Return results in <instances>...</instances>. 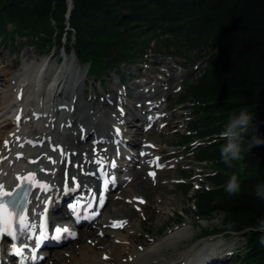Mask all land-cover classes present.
I'll return each instance as SVG.
<instances>
[{
	"label": "trees",
	"instance_id": "16d2710c",
	"mask_svg": "<svg viewBox=\"0 0 264 264\" xmlns=\"http://www.w3.org/2000/svg\"><path fill=\"white\" fill-rule=\"evenodd\" d=\"M68 11V0H0V38L25 37L50 52L68 36L69 49L96 75L145 61L149 50L191 64L208 57L181 95L192 119L190 134L179 140H205L190 148L214 169L207 177L211 188L192 197L199 217L222 213L234 229L247 230L234 261L264 264V233L253 230L264 219V200L255 194L264 184V144H251L253 136L264 139V0H73L69 18ZM242 111L253 119L241 159L229 165L221 159L220 133ZM232 175L240 188L229 195Z\"/></svg>",
	"mask_w": 264,
	"mask_h": 264
},
{
	"label": "bare ground",
	"instance_id": "6f19581e",
	"mask_svg": "<svg viewBox=\"0 0 264 264\" xmlns=\"http://www.w3.org/2000/svg\"><path fill=\"white\" fill-rule=\"evenodd\" d=\"M68 2L69 6L73 4V0ZM22 57L24 61L17 72L0 70V184L5 190L13 178L35 172L41 182L50 185V190L35 189L32 206L27 211L29 223L34 225L36 216L45 210L50 198L53 203L49 217L53 225L56 221L53 211L63 209L67 194L75 193L79 187L78 192L93 188L98 194L101 189L96 181L99 171L110 169L114 159L117 166L113 172L125 171L122 179L115 180V185L128 184L118 194L108 193V199L114 198L111 210L105 214V206L98 217L82 226L88 228L87 232L78 230L70 252L48 250L47 256H52L49 263L218 264L224 261L229 246L222 241L215 240L214 245L207 241L193 245L190 241L186 243L193 233L190 222L158 239L141 237L137 232V220H141L136 217L135 208L142 206L143 199L135 193V182L143 169L147 168L148 173L160 162V150L156 149L158 139L153 136L162 131L168 106L166 100L170 95L161 101L148 96L157 93L161 83L156 81L155 85L141 89L137 94L141 97L138 101L133 91L128 90L114 104H111L113 96L106 94L88 106L81 98L84 73L73 67L70 57L52 62L53 57H35L28 51H24ZM2 59L4 63L0 68L13 69L19 62L16 58L8 64L5 56ZM175 74L177 76L178 72ZM171 77L175 76L172 74ZM140 84L131 85L130 89L140 87ZM61 96L69 100L66 105L59 103ZM35 97L38 100L32 102ZM138 102L148 109L142 115L137 110ZM59 110L61 115L58 117ZM19 113L22 118L17 120ZM137 116L143 123L132 120ZM117 127L121 128L120 133H116ZM123 139L131 145L140 140V144L127 151L120 145ZM33 141L36 143L32 144ZM37 163L44 164L46 170L33 171L32 167ZM66 183L67 193L63 189ZM142 208L146 213L145 207ZM124 220L127 221L124 227H111L113 222ZM136 241H140L141 247L135 246Z\"/></svg>",
	"mask_w": 264,
	"mask_h": 264
},
{
	"label": "rangeland",
	"instance_id": "374dc122",
	"mask_svg": "<svg viewBox=\"0 0 264 264\" xmlns=\"http://www.w3.org/2000/svg\"><path fill=\"white\" fill-rule=\"evenodd\" d=\"M25 40V37L21 38V40L3 37L0 39V66L4 63L3 56L6 57L5 61L8 64H11L16 58L19 60L17 67L10 69L4 66L0 70H10L11 73L17 72L18 67L24 61L22 57L24 51H28L29 54L35 57L36 55L48 59L53 57L52 62L70 57V61L74 63L73 67H77L79 71L84 73V80L82 82L84 90L82 91L81 98L88 106L93 105L98 97L103 98L106 94L113 96L111 104H114L118 101L116 93L125 91L126 86L134 85L137 82H144L143 87L149 88V86L155 85L156 81H159L161 87L158 89V92L149 97L158 101H161L168 93L166 88L168 80L170 85L173 84V86L177 87L174 91L170 90V97L168 96L169 98L166 100L168 104L165 116L167 124L162 128L160 133L157 132L153 136V138L158 139L157 150H160L158 153L163 168L157 169L158 174L154 176L155 178L148 177L147 170L144 169L143 172H140L142 175L135 182V193L143 199L142 206L145 207L146 212L144 213L142 206L135 208L136 217L141 220H137V232L141 237L158 239L182 224L190 222L193 224V233L186 243L190 241L191 245H193L207 241L214 245L215 240L216 242L222 241L229 246L228 256L218 264H236L233 263V258L238 255V251L244 246L243 234L239 230L234 229L233 223L228 221L225 214L215 213L209 217H199V212H197V207L192 197L195 192L194 190L202 184H204L203 186L206 184L208 187H211L208 182H205L206 175H208L211 166L194 160L191 152L188 150L189 146L181 145L182 142H178L177 139V137L181 136V133H185L188 119V110H185V106L180 102V95L183 92L186 81L191 80L192 76L195 75V73H192V70L182 65L184 60L169 58L165 55H155L154 51H149L148 63L123 67L119 71L123 75L122 79L124 81V84H121L114 72L108 73L103 71L99 76L94 73L87 78L89 63L80 61L73 50L69 49L68 36L61 41L58 48L54 47L49 54L41 53V51L28 44ZM177 72L178 75L176 76L175 73ZM139 74L141 77H139ZM172 74L175 77L172 78ZM180 74L182 75L181 77ZM133 75L138 77H134ZM2 78H6L5 75H2ZM87 79L86 86L85 82ZM136 80L137 82H135ZM106 85L107 92L102 89ZM133 88L132 93L136 96V101H138L141 97L137 94L141 89L135 90ZM59 99L63 103L69 101L62 97H59ZM144 100L145 98L143 97L142 101ZM60 115L61 113L58 114V117ZM133 120L134 122L138 121L137 118ZM138 144H140V140L132 146H138ZM191 184L194 185L193 188H190ZM127 185L124 184L117 188L115 193L118 194ZM112 198L105 207V214L111 210L114 203V198ZM81 231L85 233L88 231V228H82ZM74 241L60 247L62 252H70ZM109 242L110 240L107 243L109 244ZM134 244L141 247L140 241H136ZM56 251L57 249L55 253ZM50 257L52 256L49 255L42 264H50Z\"/></svg>",
	"mask_w": 264,
	"mask_h": 264
},
{
	"label": "snow or ice",
	"instance_id": "6c2138e0",
	"mask_svg": "<svg viewBox=\"0 0 264 264\" xmlns=\"http://www.w3.org/2000/svg\"><path fill=\"white\" fill-rule=\"evenodd\" d=\"M116 131L119 133V129ZM141 155H143V153H141ZM53 163H55V161H53ZM109 166L115 167L114 162ZM150 174L153 175V177L155 176V173ZM65 176H67V173H65ZM105 177L104 185L99 193L98 200H96L95 196L93 197V203H95L97 209L102 208L105 204V193L108 190L109 183H115L114 177H108L106 172ZM72 179L75 180V177H72ZM22 180L26 185L36 186L43 190H50V185L41 182L35 173H31L29 177L22 178ZM65 188L67 189V183L65 184ZM29 191L30 189L28 187H22L21 191L13 193L10 191H5L3 184H0V238H2L4 235L11 237L13 240H18L22 236H27L28 238L35 237L37 247L49 239L59 242L62 239L69 237L75 238L74 232L70 231V229L67 227L61 228L59 226L52 227V235L49 237L47 208L45 209L44 222L41 225V231L39 235L32 231L34 225L29 223V216L27 214L26 207L28 203L27 197L29 195ZM8 197H11V199H6ZM37 199H39V197H37ZM141 203H143V201H141ZM70 207L75 210L76 205L73 204L70 205ZM96 215H99V211L92 214L93 218ZM126 223V220L116 221L112 223L111 227L122 228ZM101 235H103V233H101ZM27 247L28 246L26 244L20 247L14 244L12 252L18 258V260L24 261L26 259L25 250ZM32 251L35 252V248H33ZM41 258L42 257H38L36 255L31 257L33 261ZM105 259H107V257H105Z\"/></svg>",
	"mask_w": 264,
	"mask_h": 264
},
{
	"label": "clouds",
	"instance_id": "9594fccd",
	"mask_svg": "<svg viewBox=\"0 0 264 264\" xmlns=\"http://www.w3.org/2000/svg\"><path fill=\"white\" fill-rule=\"evenodd\" d=\"M252 114L247 111H242L238 115L230 118L229 122L225 125L224 130L220 133V138L225 140L221 146V159L226 164H231L234 160L241 159L244 151V142L246 134L252 123ZM252 145L264 144V139L253 136L251 139ZM240 183L237 175H232L225 185V191L229 195H234L239 191ZM255 194L258 198L264 200V184L257 185ZM264 233V219L258 222L257 229ZM261 245H264V235L259 238Z\"/></svg>",
	"mask_w": 264,
	"mask_h": 264
},
{
	"label": "water",
	"instance_id": "95a60500",
	"mask_svg": "<svg viewBox=\"0 0 264 264\" xmlns=\"http://www.w3.org/2000/svg\"><path fill=\"white\" fill-rule=\"evenodd\" d=\"M71 9H72V5L69 6V12L71 11ZM134 26H135V25H134ZM38 168H42V166H39Z\"/></svg>",
	"mask_w": 264,
	"mask_h": 264
}]
</instances>
